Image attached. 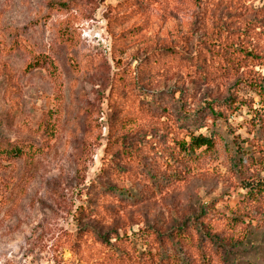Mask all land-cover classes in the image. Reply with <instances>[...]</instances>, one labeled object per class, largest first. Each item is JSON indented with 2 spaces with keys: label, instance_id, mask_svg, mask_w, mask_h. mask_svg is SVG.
<instances>
[{
  "label": "rangeland",
  "instance_id": "1",
  "mask_svg": "<svg viewBox=\"0 0 264 264\" xmlns=\"http://www.w3.org/2000/svg\"><path fill=\"white\" fill-rule=\"evenodd\" d=\"M263 105L264 0H0V264H264Z\"/></svg>",
  "mask_w": 264,
  "mask_h": 264
},
{
  "label": "trees",
  "instance_id": "2",
  "mask_svg": "<svg viewBox=\"0 0 264 264\" xmlns=\"http://www.w3.org/2000/svg\"><path fill=\"white\" fill-rule=\"evenodd\" d=\"M214 111V109H212ZM256 115H253V118L250 120L251 122L248 123V125L251 126L250 129H248V132L251 134L252 132L259 130H264V105L262 106V109H256ZM17 142V141H16ZM16 142H7L6 145H2L3 147H0V155H6L10 156H21L23 154L22 147L19 146V144H16ZM241 142H244V146L240 143V145L237 147V150L235 151L236 156H241V158H238V161L243 164V161L246 157V159L249 162H258L262 159H264V140L261 139L260 141H256L255 137H247L242 138ZM1 145V144H0ZM179 146L181 149L185 150L187 152V155H191L195 153L198 150H202V152L213 154V151L217 150L218 141L215 138L214 135L205 134L202 132L199 133H191L188 137L185 139L179 141ZM189 153V154H188ZM200 155H197L195 158L199 157ZM259 156V157H257ZM192 158V157H191ZM173 160V159H171ZM175 169V168H174ZM174 173H169L170 175ZM244 187L249 188L250 192H254L256 189L259 191V195L264 194V180H252L249 179L248 182L244 185ZM116 239H120L118 235L115 236ZM180 239V237H179ZM102 243L107 244L108 247L111 244L109 241V238L101 237L100 239ZM124 241V239H120ZM155 241V237L152 238V242ZM162 240L158 241V248L156 249L158 251V257H156L153 249H149V252L147 254L142 253L136 254V251L138 248L134 245V253L135 256L131 257V261L135 262H144V260H147L144 255H148L149 259L147 262L151 264H177L176 257L174 258H167L163 259L162 254L160 251L166 252V250L162 246ZM116 248L111 249V253H108L111 258L114 260H122L121 255L117 254ZM127 255V254H126ZM106 261H111L106 258H104ZM176 261V262H174ZM182 264H185L183 261Z\"/></svg>",
  "mask_w": 264,
  "mask_h": 264
}]
</instances>
